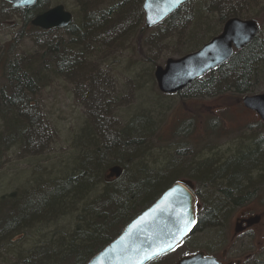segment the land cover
<instances>
[{
    "label": "rangeland",
    "instance_id": "obj_1",
    "mask_svg": "<svg viewBox=\"0 0 264 264\" xmlns=\"http://www.w3.org/2000/svg\"><path fill=\"white\" fill-rule=\"evenodd\" d=\"M230 2L232 5L218 0H190L172 21L141 32L144 28L143 0H40L30 10L27 19L23 17V11L11 10L0 0V96L6 99L10 95L4 87L5 63L22 61L33 54L49 59L51 44H59L60 39L61 44L69 42L67 29L44 32L32 28L30 21L36 15L62 5L72 15L70 26L76 28H80L82 20L90 13L96 15L108 11L110 17L104 32L97 30L92 38L86 39L90 48L86 52L88 59L83 61L85 65L79 70H61L62 80L53 78L50 87L33 98L45 115L40 128L49 137L47 139L40 130L34 134L32 129L26 134V142L24 139L10 147L0 157V202H6L9 197L12 202L21 191L32 190L37 180L34 172L38 167L43 170L44 178L51 182L75 174L76 159L83 150L75 147L72 140L77 138L84 120L90 116L100 114L102 122L109 126L108 131L114 133H122L129 124L141 119L140 116H146L152 124L148 133L151 136L139 144L140 147H149L145 167L174 172L167 184L180 180L189 182L197 194V210L205 212L209 198L218 196V193L198 179L201 176L195 168L202 164L213 170L233 156L249 154L256 149L253 136L264 132V127L252 112L243 109L241 100L246 96L264 94V66L257 64L244 91L235 90L233 82L226 76L221 78L218 69L196 83L201 86L200 93L193 95L190 89L172 96H162L158 92L153 70L162 66L166 59L189 53L220 33L224 21L219 20L217 13L212 17L210 11H218L221 4H224L222 10L233 7L239 19L257 22L260 33L256 44L264 45V0ZM120 3L124 5L119 7ZM45 70L47 68L41 74L47 78ZM119 135L113 140L120 147ZM121 151L127 150L121 147ZM103 169L107 174V166ZM258 173L250 175L251 178ZM257 186H260V192L257 198L250 199L251 207L260 203V199L264 201V184L260 182ZM96 190H100L99 186ZM238 209L239 206L232 205L228 215L216 227L203 226L165 256L162 263L175 264L182 254L196 250L209 253L221 264L247 260L249 253L253 254L249 260L264 262V233L256 230L242 235L235 233ZM76 215L74 212L66 214L50 225L24 232L31 238L23 239L17 247L6 251L2 247L0 264H15L19 253H27L35 245H48L56 233L71 230ZM20 239L16 236L13 241Z\"/></svg>",
    "mask_w": 264,
    "mask_h": 264
},
{
    "label": "trees",
    "instance_id": "obj_2",
    "mask_svg": "<svg viewBox=\"0 0 264 264\" xmlns=\"http://www.w3.org/2000/svg\"><path fill=\"white\" fill-rule=\"evenodd\" d=\"M218 1L227 5L234 2ZM123 5L124 3H120L119 7ZM186 5L172 14L167 21H172ZM222 5L224 4H221V8L214 6L220 9L211 10L212 17L215 13L222 21L238 17V12L235 13L233 7L228 6L229 9L222 10ZM29 12L30 10L23 11V17L27 19ZM86 17L82 20L80 28H67V44H61L60 39L59 44L50 45L49 59L33 54L26 56L28 58L22 61L5 63L4 87L10 96L7 99L0 96V157L10 147L22 143L24 139L26 142V134L32 129L35 130L34 134L40 133V130L48 139L49 135L40 128L44 118L38 115L39 105L33 98L49 88L53 78L62 80V74H59L61 70H79L85 65L83 61L88 59L86 52L90 48L85 43L86 39L92 38L97 30L104 32V28L110 23L108 11L96 15L90 13ZM256 42L257 39L219 68L221 78L228 77L237 91L247 89L248 80L253 78L252 73L258 63L264 66V45L257 46ZM46 68L48 79L41 74ZM196 86L198 85L195 83L189 88L193 95L200 93L198 89L201 86ZM90 117L84 120L77 138L72 140L75 147L83 150L76 159L75 174L51 182L49 178H44L43 170L38 167L34 172L37 180L32 190L21 191L12 202V197L6 199V202H0V251L2 247L3 251H6L17 247L23 239H30L31 236L28 237L24 232L50 225L66 214H77L71 230H65L67 232L62 234L56 233L48 245H35L29 252L19 253L20 257L15 260V264H86L116 239L130 221L150 207L172 184H167V180L174 172L149 170L144 165L149 147H140L139 144L147 136H151L148 133L152 130V124L146 116H140L141 119L129 124L122 133L108 131L109 126L102 122L100 116L97 117L100 123L92 119L93 115ZM118 135L122 142L120 147L113 140V137ZM136 138L138 139L135 140ZM121 147L127 151L122 153ZM128 164H131L130 168ZM212 165L213 163L210 167ZM104 166H107L106 173L112 166L120 167L121 176L118 179H109L103 172ZM197 170V174L201 176L198 179L204 182L203 184L210 185L218 196L209 198V210L198 219L194 233L204 228L203 226L216 227L232 205H238L248 198L257 184L264 179V144H256L252 153L235 158L233 156L223 164L216 165L213 170L202 164L195 168V171ZM255 172H259V175L251 178L250 175ZM97 186L100 188L98 191ZM93 191L97 194L94 195ZM46 228L48 229V226ZM16 236L21 239L13 241ZM1 256L2 253L0 259ZM165 259L166 257H161L149 264H165L162 263Z\"/></svg>",
    "mask_w": 264,
    "mask_h": 264
},
{
    "label": "water",
    "instance_id": "obj_3",
    "mask_svg": "<svg viewBox=\"0 0 264 264\" xmlns=\"http://www.w3.org/2000/svg\"><path fill=\"white\" fill-rule=\"evenodd\" d=\"M12 8L28 9L38 0H3ZM188 0H144L145 27L151 28L181 4ZM71 15L63 6H55L31 21V25L42 30L63 29L70 25ZM258 26L254 21H242L236 18L227 20L221 33L214 37L195 53L177 60L168 59L163 68L156 67L154 79L161 93L172 94L183 90L190 83L202 77L208 71L228 61L233 49L241 50L257 36ZM246 108L255 111L264 121V95L247 97L243 100ZM110 173L118 177L120 170L114 168ZM143 218V220H141ZM195 217L193 198L180 184L173 185L142 214L130 222L122 233L101 252L91 258L87 264H147L171 251L194 228ZM131 230V231H130ZM171 244V248L153 259L143 260L141 253L145 249ZM175 264H217L212 258L201 253L180 258Z\"/></svg>",
    "mask_w": 264,
    "mask_h": 264
},
{
    "label": "flooded vegetation",
    "instance_id": "obj_4",
    "mask_svg": "<svg viewBox=\"0 0 264 264\" xmlns=\"http://www.w3.org/2000/svg\"><path fill=\"white\" fill-rule=\"evenodd\" d=\"M261 185L264 184V179L261 181ZM238 220L245 221L247 225H250L248 228H256L258 229V226L263 225L264 222V201L261 199L260 203L257 204V207L255 211H251L249 209L244 210L239 214ZM244 226V225H243ZM237 264H259L257 261H240L237 262Z\"/></svg>",
    "mask_w": 264,
    "mask_h": 264
},
{
    "label": "snow or ice",
    "instance_id": "obj_5",
    "mask_svg": "<svg viewBox=\"0 0 264 264\" xmlns=\"http://www.w3.org/2000/svg\"><path fill=\"white\" fill-rule=\"evenodd\" d=\"M181 2V0H175V3L179 4ZM141 220H143V218H141ZM131 231V230H130ZM171 248V244H167L164 246H156L155 248L152 249H145L141 255L143 260H149V259H153L156 256L163 254L166 250ZM138 264H141L140 261H138Z\"/></svg>",
    "mask_w": 264,
    "mask_h": 264
},
{
    "label": "bare ground",
    "instance_id": "obj_6",
    "mask_svg": "<svg viewBox=\"0 0 264 264\" xmlns=\"http://www.w3.org/2000/svg\"><path fill=\"white\" fill-rule=\"evenodd\" d=\"M56 6H59V5H56ZM61 6H62V5H61ZM38 111H39V112H38V115H39L41 118H42V117L44 118V117H45L44 113H41L40 110H39V108H38ZM99 115H100V114H99ZM99 115L94 116V118H92V119L95 120L96 122L100 123L99 120H98V118H97ZM111 126H112V128H113V125H112V124H111Z\"/></svg>",
    "mask_w": 264,
    "mask_h": 264
}]
</instances>
